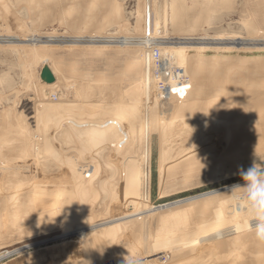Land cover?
I'll return each mask as SVG.
<instances>
[{"label": "rangeland", "instance_id": "1", "mask_svg": "<svg viewBox=\"0 0 264 264\" xmlns=\"http://www.w3.org/2000/svg\"><path fill=\"white\" fill-rule=\"evenodd\" d=\"M145 1L0 0V264H264L224 192L264 161V0ZM144 31L255 42L203 49L193 70L175 58L140 73L142 43L56 40ZM28 35L56 41L19 42ZM170 71L178 86L162 83Z\"/></svg>", "mask_w": 264, "mask_h": 264}, {"label": "bare ground", "instance_id": "2", "mask_svg": "<svg viewBox=\"0 0 264 264\" xmlns=\"http://www.w3.org/2000/svg\"><path fill=\"white\" fill-rule=\"evenodd\" d=\"M142 3H144V5H146L145 3H146V1L144 0V2H142ZM148 3H149V1H148ZM139 4V3H138ZM144 8V7H143ZM145 9V8H144ZM144 9L142 10V12L144 13ZM146 10V9H145ZM140 11V10H139ZM138 11V12H139ZM150 12V11H149ZM142 13V14H143ZM147 14V13H146ZM145 15V14H144ZM165 15V14H164ZM146 16V15H145ZM141 17V16H140ZM143 18H146V17H143ZM142 18V19H143ZM166 18V17H165ZM138 19V18H137ZM164 19V18H163ZM142 21V20H141ZM145 21V20H144ZM153 21V20H152ZM144 23V22H143ZM146 23H149V22H146ZM145 23V24H146ZM165 24V23H164ZM155 28L157 27V25H158V23L157 22H155ZM124 26V25H123ZM148 27L150 26V25H147ZM164 26V25H163ZM145 30V29H144ZM148 31L150 30V29H147ZM146 31V30H145ZM145 31H144V34H146L145 33ZM29 32V31H28ZM137 32V31H136ZM7 33V32H6ZM166 33V32H165ZM40 34V33H39ZM43 34V33H42ZM56 34V33H55ZM118 34H120V33H118ZM122 34V33H121ZM227 34V33H226ZM30 35V34H29ZM28 35V37H23V39H21V40H19V42H33L32 44H30V45H37V42H41L40 44H42V45H44V44H47L48 42H55L56 40L57 41H66L67 43L68 42H88V41H90V42H97V41H100V42H108V43H111V42H117V43H121V44H123V43H142L143 44V54L140 56V58H139V60H138V64H137V66H139L140 65V69H138V70H140L139 72L140 73H144L145 71V69H147V71H148V67L147 66H149V68H150V66H151V68L153 69V68H155L156 67V65H158V70L160 69V71L161 72H164V69L165 70H167L169 67L170 68H172V64H173V59H177V61L180 63V64H182L184 67H185V69H187V68H189V67H191V65L190 64H193V66L197 63V65H198V63H201V67H202V62L204 61V57L202 56V55H200L199 54V51H203V49H206V48H210V47H212L213 45H214V47H215V45H219V44H230V45H241V44H251V42H255V41H250V40H247L246 38L244 39H242V38H239V37H241V36H229V35H225V34H219V35H217V36H215L214 38H203V39H201V40H199V42L198 41H170V40H172V39H174V38H172V39H162L161 40V38H160V40H158V41H155L156 40V38L154 39L153 38V36H147V34L145 35V36H147L146 38L144 37V38H141V37H138V38H135V36H134V38H129V37H122V38H103V37H101V36H95V37H93V38H88V37H86V38H88V39H84L83 37L81 38L80 36L78 37V38H70V39H65V37L63 36V38L62 39H54V36H29ZM86 35V34H85ZM124 35V34H123ZM128 35V34H127ZM140 35V34H139ZM149 35H151V34H149ZM40 37H41V39H40ZM67 37V36H66ZM44 38V39H43ZM57 38H61V37H57ZM69 38V37H68ZM178 39V38H177ZM181 39V38H180ZM183 39V38H182ZM191 39V38H190ZM199 39V38H198ZM261 39V38H260ZM12 40V39H11ZM255 40V39H254ZM1 41V40H0ZM6 43V42H5ZM153 43H167V45H168V43H174V45H176V46H174V45H172L173 47L172 48H170V46H169V48H168V50H167V52L166 51H163V53H161V54H155L150 48H151V45L153 44ZM261 43V42H260ZM23 45H25V44H23ZM63 45V44H62ZM66 45V44H65ZM81 45V44H80ZM87 45V44H86ZM124 45V44H123ZM139 45V44H138ZM22 46V45H21ZM89 46V45H88ZM131 46V45H130ZM34 47V46H33ZM32 47V48H33ZM147 47H150L149 49H147ZM167 47V46H166ZM165 47V48H166ZM221 47V46H220ZM223 47V46H222ZM227 47V46H226ZM233 47V46H232ZM242 47V46H241ZM246 47V46H245ZM26 48V47H25ZM24 48V49H25ZM31 48V47H30ZM40 48V47H39ZM91 48V47H90ZM107 48V47H106ZM145 48H146V50H145ZM218 48V47H217ZM259 49V48H258ZM26 50V49H25ZM28 50V49H27ZM42 50H43V48H42ZM195 50H197V54H196V52H195ZM207 50V49H206ZM33 51H34V49H33ZM162 51V50H161ZM229 51V50H228ZM26 52V51H25ZM40 52V51H39ZM34 54H35V52H34ZM43 55H44V53H43ZM36 56H37V53H36ZM45 58V57H44ZM53 59V58H52ZM133 61V60H132ZM54 66V65H53ZM141 66L144 68L145 67V69H143V71L141 70ZM136 67V66H135ZM195 67V66H194ZM198 67V66H197ZM196 67V68H197ZM26 68V67H25ZM137 68V67H136ZM169 68V69H170ZM53 69V68H52ZM129 69V68H128ZM127 69V70H128ZM162 69V70H161ZM191 69L193 70V68L191 67ZM27 70V69H26ZM52 74L54 73V71L52 70H50V69H48ZM151 70V69H150ZM150 70H149V72H150ZM171 70V69H170ZM196 70H198V69H196ZM196 70H195V72H196ZM32 71V70H31ZM133 71H135V70H133ZM215 71V69L212 67V68H204L202 71H201V73H203V78H204V76L208 73H210V72H212V74L214 75V72ZM160 72V73H161ZM174 72V71H173ZM200 72V71H199ZM26 73H28V72H26ZM137 73V72H136ZM148 73V72H147ZM153 73V72H152ZM159 73V72H158ZM170 73L171 74H169L170 76H169V80L168 81H166V80H164V81H162V83H165L166 85H174V83L175 84H177V78L176 77H178V76H180L179 74L178 75H174L173 76V74H172V71H170ZM198 73V72H197ZM138 74V73H137ZM26 75V74H25ZM148 75H150V74H148ZM139 76V75H138ZM207 76V75H206ZM210 76V75H209ZM143 78H144V74H143V76H142ZM201 77H202V75H201ZM27 78V77H26ZM36 78V77H35ZM149 78V77H148ZM153 78V77H152ZM168 78V77H167ZM63 79V78H62ZM115 79V78H114ZM142 79V78H141ZM146 79V78H145ZM144 79V80H145ZM151 79V78H150ZM161 79V78H160ZM166 79V78H165ZM144 80H142V81H144ZM152 80V79H151ZM158 80V78L156 79V78H154V81H157ZM201 80V79H200ZM184 81V80H183ZM151 82V81H150ZM159 82H161V81H157V85L159 84ZM190 82V81H189ZM142 83V82H141ZM153 83V82H152ZM154 84V83H153ZM161 85V84H160ZM159 85V86H160ZM45 86V84L43 85V86H41V87H44ZM140 87H141V84L139 85ZM177 86H178V84H177ZM145 87V86H144ZM148 87V86H147ZM169 87V86H168ZM173 87H175V86H173ZM39 89H40V87H39ZM133 95V94H132ZM262 97V96H261ZM231 101V100H230ZM226 110V109H225ZM259 112V111H258ZM262 112H263V110H262ZM228 113V112H227ZM258 115V114H257ZM174 121V119H170L169 120V122L170 123H172ZM62 158V157H61ZM107 169V168H106ZM77 174H75V176H76ZM84 189H86V188H81V189H79V191H78V194L79 195H85V190ZM212 192V191H211ZM214 192V191H213ZM57 193V192H56ZM210 193V192H209ZM208 193V194H209ZM55 194V193H54ZM206 194V193H205ZM207 195V194H206ZM198 196H200V195H198ZM202 196V195H201ZM51 201H52V199H51ZM84 202V201H83ZM53 203V202H52ZM172 203H178V201H176V202H172ZM144 204V203H143ZM86 205V204H85ZM169 205V204H168ZM148 206H149V204H148ZM148 206H145V209H143L142 211H139V212H136V213H134V215H138V214H142V213H145L146 211H148L146 208L148 207ZM170 206H171V204H170ZM159 207V206H158ZM161 207V206H160ZM159 207V208H160ZM79 208L80 209H82V211H84V212H86V211H88V206L86 205V206H79ZM151 208H155V207H152V206H150V209ZM162 208V207H161ZM140 210H141V208H140ZM116 212H118V211H116ZM104 216V215H103ZM128 217V216H127ZM126 218V216L124 217V215L123 216H121V217H116V218H114L112 221H110L109 223H112V222H115V221H119V220H123V219H125ZM103 224H105V223H99V224H96V225H90V226H84V225H82V224H79V225H77V226H72V227H70V228H68L64 233H63V235H68V234H72V233H80V234H78L79 236H81L86 230H88V229H95V228H97V227H100L101 225H103ZM112 225H114V224H112ZM115 225H118V224H115ZM107 232H109V230L108 229H105V230H103V228H101V229H99L98 231H96V234H99V235H102V236H104L103 234H107ZM98 235V236H99ZM80 238V237H79ZM11 254H13V252H7L5 255H2V256H7V255H11Z\"/></svg>", "mask_w": 264, "mask_h": 264}, {"label": "clouds", "instance_id": "3", "mask_svg": "<svg viewBox=\"0 0 264 264\" xmlns=\"http://www.w3.org/2000/svg\"><path fill=\"white\" fill-rule=\"evenodd\" d=\"M237 174L243 183L227 186L224 192L233 207L244 214V227L264 242V161L253 162L247 169L241 166Z\"/></svg>", "mask_w": 264, "mask_h": 264}, {"label": "water", "instance_id": "4", "mask_svg": "<svg viewBox=\"0 0 264 264\" xmlns=\"http://www.w3.org/2000/svg\"><path fill=\"white\" fill-rule=\"evenodd\" d=\"M41 77L46 81V82H52L53 81V76L51 75L50 71L48 70L47 67L43 68L41 70Z\"/></svg>", "mask_w": 264, "mask_h": 264}]
</instances>
